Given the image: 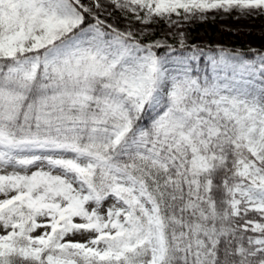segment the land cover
I'll list each match as a JSON object with an SVG mask.
<instances>
[{
	"label": "snow or ice",
	"instance_id": "1",
	"mask_svg": "<svg viewBox=\"0 0 264 264\" xmlns=\"http://www.w3.org/2000/svg\"><path fill=\"white\" fill-rule=\"evenodd\" d=\"M217 15L264 0H0V264H264V51Z\"/></svg>",
	"mask_w": 264,
	"mask_h": 264
},
{
	"label": "rangeland",
	"instance_id": "2",
	"mask_svg": "<svg viewBox=\"0 0 264 264\" xmlns=\"http://www.w3.org/2000/svg\"><path fill=\"white\" fill-rule=\"evenodd\" d=\"M187 30L190 40L202 44L212 41L215 46L236 47L233 45L231 36L222 32L231 31L239 33L248 46L264 48V16L237 19L234 16L217 15L215 19L210 18L202 23L194 22L188 26Z\"/></svg>",
	"mask_w": 264,
	"mask_h": 264
},
{
	"label": "trees",
	"instance_id": "3",
	"mask_svg": "<svg viewBox=\"0 0 264 264\" xmlns=\"http://www.w3.org/2000/svg\"><path fill=\"white\" fill-rule=\"evenodd\" d=\"M222 32L225 33V35H227V36L228 35L231 36L230 38H232L233 45L236 46V47H229L231 49L240 50V51L248 53L249 55H251V53L249 52L250 49L264 51V48H262V47L252 48V47L248 46L245 43V41L239 36V33H237V32H231V31H222ZM191 42L199 44L201 46H215V45H213L212 41H209L208 44H202V43L194 42L192 40H191Z\"/></svg>",
	"mask_w": 264,
	"mask_h": 264
}]
</instances>
